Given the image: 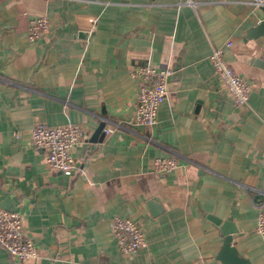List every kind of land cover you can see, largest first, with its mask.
I'll return each mask as SVG.
<instances>
[{
  "label": "crops",
  "instance_id": "0c3cea01",
  "mask_svg": "<svg viewBox=\"0 0 264 264\" xmlns=\"http://www.w3.org/2000/svg\"><path fill=\"white\" fill-rule=\"evenodd\" d=\"M253 1L0 0V208L23 214L36 249L25 264H223L211 216L233 223L249 264H264L254 231L264 211V36L249 34L260 20ZM31 16L49 25L33 42ZM215 47L249 84L245 104L214 72ZM148 64L170 71L151 126L134 120L130 75ZM37 122L84 125L71 176L30 142ZM170 155L178 166L154 172V158ZM114 216L133 219L145 246L121 253ZM0 264L22 263L0 247Z\"/></svg>",
  "mask_w": 264,
  "mask_h": 264
},
{
  "label": "built area",
  "instance_id": "2783aa9c",
  "mask_svg": "<svg viewBox=\"0 0 264 264\" xmlns=\"http://www.w3.org/2000/svg\"><path fill=\"white\" fill-rule=\"evenodd\" d=\"M192 4V1H188ZM256 6H264V0H254ZM91 28H94L96 18H90ZM48 21L43 16H31L27 22V38L33 42L48 31ZM230 45V42L227 43ZM210 63L222 85L225 87L236 105L247 102L249 84L237 74L224 57L222 47H215L209 54ZM168 68L157 69L151 65H144L130 70V75L137 84V93L134 103V120L145 126L156 122L159 104L166 95V78ZM104 128V132H110ZM85 137V127L82 123H68L50 126L37 122L29 130L32 145L45 155L48 167L71 176L76 165L70 148ZM178 166L176 155L155 157L152 163L154 172L168 173ZM110 233L115 239L121 253H129L145 246L142 231L129 217L114 216L110 219ZM255 233L264 242V211H259L256 216ZM0 247L7 253L25 264L35 256L36 249L31 238L24 229V217L19 211L0 208Z\"/></svg>",
  "mask_w": 264,
  "mask_h": 264
},
{
  "label": "water",
  "instance_id": "95a60500",
  "mask_svg": "<svg viewBox=\"0 0 264 264\" xmlns=\"http://www.w3.org/2000/svg\"><path fill=\"white\" fill-rule=\"evenodd\" d=\"M260 20L250 29L254 37L264 36V6L258 7ZM219 226L222 243L216 254V258L223 264H249L248 259L242 256L240 251L234 246L233 239L237 236L238 231L230 220H221L217 217H209Z\"/></svg>",
  "mask_w": 264,
  "mask_h": 264
}]
</instances>
